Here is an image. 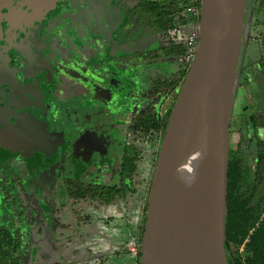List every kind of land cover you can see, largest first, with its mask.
Returning a JSON list of instances; mask_svg holds the SVG:
<instances>
[{"label":"flooded vegetation","instance_id":"flooded-vegetation-1","mask_svg":"<svg viewBox=\"0 0 264 264\" xmlns=\"http://www.w3.org/2000/svg\"><path fill=\"white\" fill-rule=\"evenodd\" d=\"M139 2L0 0V202L5 219L0 224L5 226L0 233L14 247L9 258H0V264H28L33 252L39 264L43 248L47 251L50 247L53 253L57 250L59 234L55 229L38 228L42 207L38 205L37 183H63L61 189L68 195L69 204L76 207L69 195V185L109 187L87 180L102 175L105 158L117 154L120 145L123 149L119 152L122 155L119 180L110 187H122L129 146L142 149L139 166L147 157L155 163L149 161L151 177L142 182L146 208L161 143L150 137L142 138L131 127L144 111L154 112L153 93L161 91L158 88L162 84L160 117L166 116L175 103L177 96L169 93L170 79L185 65L180 61L185 54L172 57L167 50L173 44L186 45L194 23L182 13L189 24L180 26L178 42L168 37L162 41L152 26L140 25L136 8ZM240 29L233 113L240 110L236 111L238 120L234 124L236 144L229 153L249 171L259 154V142L264 143V0L245 1ZM141 59L146 71L147 65L154 62L162 66L149 82L143 81L136 70ZM143 87L146 90L142 93ZM60 93L68 97V122L57 115L52 124L50 112L56 107L54 101ZM237 102L241 104L236 109ZM120 117L128 121L123 144L104 131L108 118L119 125ZM100 125L101 130L97 129ZM145 143L151 144L148 156L142 148ZM43 171H53L51 180L38 176ZM139 171L134 178L126 179V187ZM23 190L29 201L27 196L26 203L18 207ZM16 207L31 214L38 223L34 227L28 222L24 227L14 225L11 213ZM23 219L26 218H20Z\"/></svg>","mask_w":264,"mask_h":264},{"label":"water","instance_id":"water-1","mask_svg":"<svg viewBox=\"0 0 264 264\" xmlns=\"http://www.w3.org/2000/svg\"><path fill=\"white\" fill-rule=\"evenodd\" d=\"M245 1L201 0L197 53L171 111L147 199L141 264H229L227 136ZM164 245L177 246L175 255Z\"/></svg>","mask_w":264,"mask_h":264},{"label":"rangeland","instance_id":"rangeland-1","mask_svg":"<svg viewBox=\"0 0 264 264\" xmlns=\"http://www.w3.org/2000/svg\"><path fill=\"white\" fill-rule=\"evenodd\" d=\"M175 34L176 32H171L168 38H173ZM156 39L158 43L160 40L165 41L167 37L160 40H158L157 37ZM159 48H161V46ZM141 61L142 59L136 67V70H138L139 76L143 81L149 82L150 78L154 77L155 74L160 71L162 66H159L158 62H154L147 65L148 70L146 71L145 64ZM170 64H168V67ZM146 88H148V86H146ZM144 89L145 87H143V91L141 89L142 93L144 92ZM61 95V93L58 94L57 100L54 101L56 102L54 104L56 107H54L53 112H50V120L52 124L57 121V115H61V118L65 122H68V97H62ZM141 100L143 99L141 98ZM238 103L241 104L240 102H237L236 109L239 108ZM239 110L240 109L236 111L239 112ZM236 111L233 113L232 129L229 131L227 136L228 150L235 146L237 140L236 132L234 133V131H236L234 129V124L238 120V117H236ZM110 120L111 118H108V123H103L105 124L104 131L107 132V135L113 134V136L119 141L118 143L123 144L126 141L127 119L122 121L120 117L119 125ZM101 125L98 126L97 129L101 130ZM149 146H151V144L146 143L142 146L145 150V156H148L150 153L148 151ZM243 148L245 149L246 145L243 146ZM117 149L119 150L117 154L113 153L109 155L108 159L105 158V164L103 167H106V169H104L102 175L97 178L91 176L87 181L97 182L98 184L109 186L117 184L115 182H118L119 180L117 178L119 170L121 169L120 161L122 160V155L119 154V152L123 149V146L120 145ZM149 161L152 160H149L148 157L143 159L141 165L139 166V175L134 179V181L127 183L125 195L110 205H102L98 202H88L87 204L76 205V207H73L71 203L69 204L70 199L68 195H66L61 189L63 188V183H37L39 186L38 193L40 197L38 199V205H41L42 207L41 223L38 228H53L59 234V241L56 245L57 250L53 253L52 248L49 247L47 251L46 248H43L42 254L44 255L39 257L38 263L137 264V258L133 257V255L117 257L115 253L120 251L121 248L125 246L124 244L129 241L130 237L138 241V229L141 214L143 205L146 202V198H144L145 186L142 182L144 178L150 180L151 177L149 176L150 168L147 166ZM111 165H114V168H111ZM152 165H155L153 161ZM151 170L150 174L152 172ZM53 175V171H43L38 174L39 177L44 176L45 179H48L51 176L53 177ZM54 177H56L57 180L60 178L57 176ZM148 185H150V183H148ZM18 186H20V184H18ZM30 186L31 183H28L29 188ZM24 190L21 193L22 197L19 200L20 202L18 203L19 206L17 205L18 207H20V204L26 203L25 200L28 195ZM28 198L29 196L27 197V200ZM18 207H16V209L11 213L14 225L17 227H24L27 225L26 222H28L31 223L32 227H34L38 221L34 220L31 214H24V212ZM78 213L82 216L90 217V222L78 221ZM3 216L4 211H2L0 202V224L5 221ZM22 217H25L27 221L26 219L20 220ZM35 255L36 253L33 252L30 258L32 262H29L28 264H37L35 262Z\"/></svg>","mask_w":264,"mask_h":264},{"label":"trees","instance_id":"trees-1","mask_svg":"<svg viewBox=\"0 0 264 264\" xmlns=\"http://www.w3.org/2000/svg\"><path fill=\"white\" fill-rule=\"evenodd\" d=\"M188 6L189 0H140L136 8L139 21H141L140 25L149 24L152 26L154 34L160 35L163 39L169 37L171 32H176L173 38H169L174 40L180 33V26L189 24V20L181 16ZM199 6L201 8V0ZM186 50L187 45L173 44L167 53L169 56L175 57L185 54ZM189 69L190 65L185 64L178 73L171 77L170 94L178 95ZM158 89L161 91L155 90L153 93L156 96L154 112L144 111L134 121L131 130L135 134L143 136L142 138L150 137L153 142L160 144L166 132L174 102L166 116L160 117L158 109L161 103V94H163V84ZM259 150L257 159L249 171L229 153V150L227 151L224 206L228 245L226 257L229 264H264V143L259 142ZM158 152L156 153L157 157ZM141 154V148L135 145L128 147L123 165L121 188L85 185V183H75L72 187L69 185V195L74 198V205L88 202L110 205L123 197L126 193V185L124 184L126 179L134 178L138 174ZM146 210L144 208L138 229L140 247L146 224ZM87 218V216L80 214L78 217L79 221L87 220ZM3 227L5 226L0 225V229ZM1 234L0 258L5 259L6 257L9 258L14 247L11 248L8 237ZM125 252L130 254L128 250ZM135 258H137V264H141V249Z\"/></svg>","mask_w":264,"mask_h":264},{"label":"built area","instance_id":"built-area-1","mask_svg":"<svg viewBox=\"0 0 264 264\" xmlns=\"http://www.w3.org/2000/svg\"><path fill=\"white\" fill-rule=\"evenodd\" d=\"M199 1L200 0H189V6L187 10H185L182 14L184 17L189 16L192 19V22L194 23V30L193 32H191V34L188 35L185 41L187 45L186 53L180 59V61L184 62L185 64H189L190 66L193 60L195 59L199 43V23L201 17V8L199 6ZM178 37L179 35L176 38L177 42ZM127 249L130 254L133 255V257H137L140 253L141 247L138 241L131 238L127 245Z\"/></svg>","mask_w":264,"mask_h":264},{"label":"crops","instance_id":"crops-1","mask_svg":"<svg viewBox=\"0 0 264 264\" xmlns=\"http://www.w3.org/2000/svg\"><path fill=\"white\" fill-rule=\"evenodd\" d=\"M144 206H145V204L143 205V210H144ZM143 210H142L141 217H142V215H143ZM87 217H88V216H87ZM89 220H91L90 217L87 218L86 222H90ZM128 243H129V241H128L126 244H124L125 246H123V247L121 248L120 251H118V252L115 253V254L117 255V257L130 255V254H127V253L125 252V250H128V249H127V245H128ZM128 252H129V251H128Z\"/></svg>","mask_w":264,"mask_h":264},{"label":"bare ground","instance_id":"bare-ground-1","mask_svg":"<svg viewBox=\"0 0 264 264\" xmlns=\"http://www.w3.org/2000/svg\"><path fill=\"white\" fill-rule=\"evenodd\" d=\"M163 247H164L168 252H170L172 256L175 255V251L178 249L177 246H172V245H164Z\"/></svg>","mask_w":264,"mask_h":264}]
</instances>
